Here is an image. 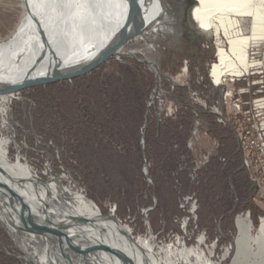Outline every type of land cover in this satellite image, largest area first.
<instances>
[{
    "label": "rangeland",
    "instance_id": "obj_1",
    "mask_svg": "<svg viewBox=\"0 0 264 264\" xmlns=\"http://www.w3.org/2000/svg\"><path fill=\"white\" fill-rule=\"evenodd\" d=\"M3 14L7 16L0 24V32L11 27L19 15L17 10H6ZM180 26L179 35L167 40L166 48L160 45L166 38L161 34L156 48L135 34L118 51L129 55L112 57L74 79L23 88L12 100L9 122L0 111V137L10 138V160L20 157L48 186L60 183L72 192L82 193L99 207L104 217L127 226L134 240L150 238L152 251L159 257H164L163 249L168 247L180 250L199 246L216 264H230L236 252V219L247 215L255 232L264 217V191L253 186L241 168L233 133L218 123L214 115L198 108L192 125L184 131L180 129V136L171 137L162 126L168 118L175 121L181 107L175 92L169 88L170 81L186 88L187 95L190 89L202 91L208 105L218 95V91L211 90L208 78L210 64L215 60L213 33L197 30L184 16ZM245 26L247 29L242 33L249 34L250 22ZM190 31L194 34L188 38ZM220 40L226 47V38ZM250 53L251 59L261 62L264 45L251 47ZM144 58L170 78V81L160 78L150 107L155 71L143 62ZM137 63L145 67L152 75V83L154 81L144 101L140 85H134V81L140 79ZM95 77H100L102 83L110 79L122 83L131 78L129 99L141 100L142 108L128 107L126 116L120 117V108L115 107L112 118H103L93 126L91 131L101 138L95 140L94 149L99 153L92 158L87 141H61L58 145L48 135L53 133L49 115L54 108L58 114L62 111V115L69 114L68 101L77 90L90 86ZM236 84L249 88L245 99L264 96L263 66L252 68L251 73ZM192 101L203 104L205 98ZM119 118L124 121L120 122ZM155 118H159L160 125L155 124ZM194 127L198 129L194 134L198 142L189 146ZM213 142L215 148L211 149ZM103 145L117 151V155L102 154ZM70 149L81 152V164L74 158L68 161L71 165L66 164L64 153ZM207 153L210 155L205 161L202 156ZM36 247H33L36 254L41 256L37 248L47 253ZM0 250L3 254L0 264H41L36 261L35 252L22 248L1 220ZM26 253L33 260H28Z\"/></svg>",
    "mask_w": 264,
    "mask_h": 264
},
{
    "label": "bare ground",
    "instance_id": "obj_2",
    "mask_svg": "<svg viewBox=\"0 0 264 264\" xmlns=\"http://www.w3.org/2000/svg\"><path fill=\"white\" fill-rule=\"evenodd\" d=\"M186 8L188 21L215 37V60L208 71L214 84L223 76L250 74L258 65L264 68V57L261 62L249 57L251 47L264 45V0H193L190 4L187 0H0V24L6 10L19 14L11 27L0 32L2 117L9 122L12 100L25 88L23 79L49 78L55 71L75 72L111 49L120 37L134 32L156 48L159 35L167 37ZM248 22L250 32L244 34ZM120 48L111 58L129 55L118 52ZM9 145L10 138L0 137V220L27 252H35L34 246L46 250L36 247L41 254L35 252L37 262L122 264L98 248L102 247L122 250L135 264H216L199 246L180 250L168 247L163 249L164 257H159L152 251L150 238L134 240L127 226L104 217L82 193L60 183L48 186L20 157L10 160ZM11 189L20 196V203H12ZM20 207L22 222L28 228H58L73 243L68 244L63 235L25 231L17 214ZM236 226V252L230 264H264V217L255 232L247 215H239ZM26 257L33 260L27 253Z\"/></svg>",
    "mask_w": 264,
    "mask_h": 264
},
{
    "label": "trees",
    "instance_id": "obj_3",
    "mask_svg": "<svg viewBox=\"0 0 264 264\" xmlns=\"http://www.w3.org/2000/svg\"><path fill=\"white\" fill-rule=\"evenodd\" d=\"M137 67L138 69H136V72L140 76V79L135 80L134 85H140L142 91L141 99L144 101V96L148 89H150V86L152 88L154 81L152 83V75L144 66L142 67V64L137 63ZM128 81L120 83L117 79H110L108 83H102L100 77H95L94 82H92L90 86L77 90L74 97L68 101L69 114L62 115L63 111L61 113V110V114H58L57 110L55 111L54 108V112L52 111L51 115H49V122L52 121L51 126H53V133L48 136L52 137L58 145L61 141H69L70 143H72L73 140L76 142L87 141L91 149L89 156L94 158L95 155L99 153L98 149H94V143L96 139L99 137L101 138V135L98 134L99 136H97L91 131V128L103 121V118H112L115 113V107L117 109L120 108V117L126 116L125 114L128 107L135 110L140 107L142 108L141 100L133 98L134 101H131L129 99L128 87L130 83L132 84L131 78H128ZM174 92L178 99V103L181 105L180 110H178L176 114L177 118L175 121H172L173 118H168L162 125L171 137L180 136L182 131L188 128L190 124L192 125L195 119L194 116H196L195 111L189 105L186 88L176 87ZM56 115L59 116V119ZM119 121L123 122L124 118H119ZM155 124L160 125V122L158 119L156 120V118ZM180 129H182V131H180ZM112 139L114 140L115 138ZM107 140L109 141V139ZM101 141L103 140L101 139ZM76 150L77 149L64 153V161H66V164H68L69 159L73 158L81 164V152ZM100 151L108 157L110 155L115 156L118 153L105 145L100 148ZM68 165L71 164L69 163ZM1 257H3V254L0 250V258Z\"/></svg>",
    "mask_w": 264,
    "mask_h": 264
},
{
    "label": "built area",
    "instance_id": "obj_4",
    "mask_svg": "<svg viewBox=\"0 0 264 264\" xmlns=\"http://www.w3.org/2000/svg\"><path fill=\"white\" fill-rule=\"evenodd\" d=\"M244 76H223L218 84H214L208 73L211 90L213 93L218 91L216 100L208 105L207 98L202 91L190 89L187 95L188 102L196 115L198 114V108H203L206 112L214 115L218 123L231 130L237 144V154L240 158L241 168L248 175L253 186L264 191V96L245 99L244 95L249 93V88L236 84ZM176 87H178V84L170 81L169 88L172 92ZM157 90L158 88L153 89L154 95L150 98L148 107L153 103ZM202 98H205L203 104L201 102L194 104L192 101L201 100ZM197 131V127H194L193 135L188 140L189 146L198 142L197 135H194ZM214 148L213 142L211 149ZM209 155L207 153L202 157L207 161Z\"/></svg>",
    "mask_w": 264,
    "mask_h": 264
},
{
    "label": "water",
    "instance_id": "obj_5",
    "mask_svg": "<svg viewBox=\"0 0 264 264\" xmlns=\"http://www.w3.org/2000/svg\"><path fill=\"white\" fill-rule=\"evenodd\" d=\"M193 0H187L188 4H190V2H192ZM138 25V24H137ZM136 32L131 33V34H127L124 35L122 37H120V39L116 40L114 46L109 49L106 50L105 52H103L102 54H100V56H98V58H96L94 61L90 62L89 64L83 66L81 69L75 71V72H60V71H55L53 75H51L49 78H43V77H36V78H26L22 80V83L25 85V88L28 87H33V86H37V85H44V84H48V83H53V82H58V81H63V80H70V79H74L83 75H86L87 73L91 72L92 70H94L95 68H97L98 66H100L101 64H103L104 62H106L108 59L111 58L112 55L115 54L116 50L118 48H120L121 46H123L126 42H128L133 35H135ZM143 61V60H142ZM145 62V61H143ZM146 63L148 65H150L151 68L154 69L155 71V86L154 89L156 90L158 88V83H159V79L160 78H165L168 79L170 81V78L164 74H162L159 70H157V68H155V65L151 62H147ZM11 197H12V203L16 201H18V203H20V196L18 195V193L16 191H14L13 189H11ZM15 208V207H14ZM17 210V209H15ZM24 213L23 210L21 209V207L18 209V217L20 220V225L21 228H23L25 231L31 232V233H36V234H45V233H50V234H59V235H63L68 244H72L73 242L71 241L70 237L62 230L58 229V228H52V229H47V228H43V227H38V228H28L23 222H22V214ZM80 221H84L85 219L83 218H79ZM102 250L107 251L108 253L116 256L121 262L122 264H135L133 262V260L122 250H108V249H104L102 247H98ZM65 255V254H64Z\"/></svg>",
    "mask_w": 264,
    "mask_h": 264
},
{
    "label": "flooded vegetation",
    "instance_id": "obj_6",
    "mask_svg": "<svg viewBox=\"0 0 264 264\" xmlns=\"http://www.w3.org/2000/svg\"><path fill=\"white\" fill-rule=\"evenodd\" d=\"M188 12H189V9L188 8H186L185 9V12H183V14L181 15V17H179L177 20L178 21H176L174 24H173V26L171 27V29L170 30H168V35H167V37L166 38H164L165 39V42H164V44H162L161 45V47H164V48H166L167 47V45H165L166 44V41L167 40H169L170 38H175L176 39V35L178 34L179 35V33L178 32H180V30H181V22H182V17L184 16V18H185V20H187V22L190 24V22L188 21ZM183 32H184V30H183ZM190 33V35L188 36V38H190V36H192L194 33L192 32V31H190L189 32ZM177 40H179V39H177Z\"/></svg>",
    "mask_w": 264,
    "mask_h": 264
}]
</instances>
